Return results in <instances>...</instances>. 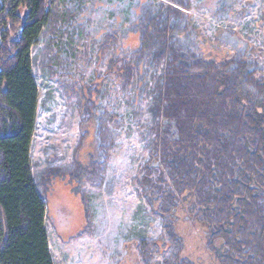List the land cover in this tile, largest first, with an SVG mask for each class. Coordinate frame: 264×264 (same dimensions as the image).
Masks as SVG:
<instances>
[{
	"label": "trees",
	"instance_id": "16d2710c",
	"mask_svg": "<svg viewBox=\"0 0 264 264\" xmlns=\"http://www.w3.org/2000/svg\"><path fill=\"white\" fill-rule=\"evenodd\" d=\"M131 1L0 0V264H53L45 178L33 174L29 161L37 107L32 67L38 58L67 99L78 96L80 141L88 123L94 126L92 164L71 162L69 176L78 184L106 160L102 100L111 91L104 79L117 83L142 127L149 163L133 183L162 233L156 240L139 238L140 264H200L186 252L180 217L200 235L211 264H264L259 63L242 50L221 62L205 58L187 0H147L141 14ZM96 16L104 18L94 29ZM131 36L137 46L124 48ZM105 55L104 74L93 70L94 87L67 91L66 79L102 65Z\"/></svg>",
	"mask_w": 264,
	"mask_h": 264
},
{
	"label": "rangeland",
	"instance_id": "374dc122",
	"mask_svg": "<svg viewBox=\"0 0 264 264\" xmlns=\"http://www.w3.org/2000/svg\"><path fill=\"white\" fill-rule=\"evenodd\" d=\"M146 1L131 2L141 14L139 8ZM187 1L194 38L205 58L221 62L242 50L246 57L257 60L261 68L258 75H264V0ZM103 18L93 19L94 29L100 28L99 20ZM102 26L107 24L103 22ZM83 43L77 51L83 50ZM136 46L132 36L123 41L124 48ZM37 49H32V54ZM102 59V65H92L85 74L78 71L66 79L67 91L75 88L79 94L83 84L94 87L97 81L93 70L100 74L106 70L107 56ZM41 67L38 58L32 67L37 107L29 161L33 174L45 178V231L53 264H140L135 250L139 238L156 240L162 233L159 220L148 215L149 206L138 197L133 183L140 169L149 163L142 127L136 124L117 83L104 79L102 83L111 91L102 100L106 108V160L95 175L78 184L69 176L71 162L77 158L83 165L92 164L94 126L88 123L87 136L80 141L78 96L75 98L73 93L67 99L56 77L48 72L49 66L44 65L43 70ZM80 78L83 80L78 82ZM74 80L78 82L76 87L69 82ZM179 227L189 257L200 264H211L200 235L184 217L179 218ZM156 260L161 261V257Z\"/></svg>",
	"mask_w": 264,
	"mask_h": 264
}]
</instances>
